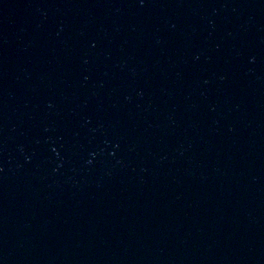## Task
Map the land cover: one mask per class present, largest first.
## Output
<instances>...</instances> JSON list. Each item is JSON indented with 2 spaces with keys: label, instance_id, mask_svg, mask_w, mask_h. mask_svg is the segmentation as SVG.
<instances>
[{
  "label": "water",
  "instance_id": "water-1",
  "mask_svg": "<svg viewBox=\"0 0 264 264\" xmlns=\"http://www.w3.org/2000/svg\"><path fill=\"white\" fill-rule=\"evenodd\" d=\"M0 264H264V0H0Z\"/></svg>",
  "mask_w": 264,
  "mask_h": 264
}]
</instances>
